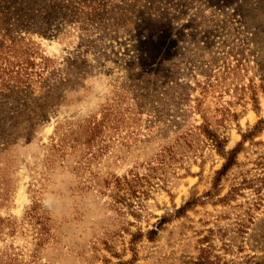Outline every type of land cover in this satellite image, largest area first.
<instances>
[{
    "label": "rangeland",
    "instance_id": "obj_1",
    "mask_svg": "<svg viewBox=\"0 0 264 264\" xmlns=\"http://www.w3.org/2000/svg\"><path fill=\"white\" fill-rule=\"evenodd\" d=\"M0 264H264V0H0Z\"/></svg>",
    "mask_w": 264,
    "mask_h": 264
},
{
    "label": "trees",
    "instance_id": "obj_2",
    "mask_svg": "<svg viewBox=\"0 0 264 264\" xmlns=\"http://www.w3.org/2000/svg\"><path fill=\"white\" fill-rule=\"evenodd\" d=\"M216 142V147L218 148V147H220L219 146V143L217 142V141H215ZM235 151L236 150H233L231 153H228L226 156V163L223 165V167H222V169H221V171H219V172H217L216 173V175H217V178H215V180H214V187H217V185L219 184V180L221 179L220 177H222L223 175H225V173L233 166V165H235L236 163H235ZM220 178V179H219ZM190 204H191V202H188V203H186L180 210H179V212H181V211H183V210H185V209H187V208H189L190 207ZM151 233H154V232H150V234Z\"/></svg>",
    "mask_w": 264,
    "mask_h": 264
},
{
    "label": "clouds",
    "instance_id": "obj_3",
    "mask_svg": "<svg viewBox=\"0 0 264 264\" xmlns=\"http://www.w3.org/2000/svg\"><path fill=\"white\" fill-rule=\"evenodd\" d=\"M54 201L51 200H45L44 201V206L48 208L49 210H54Z\"/></svg>",
    "mask_w": 264,
    "mask_h": 264
}]
</instances>
